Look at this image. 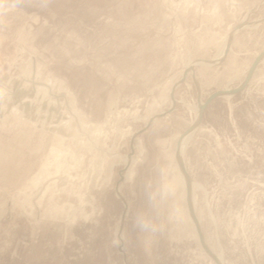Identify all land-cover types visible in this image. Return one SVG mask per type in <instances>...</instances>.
Instances as JSON below:
<instances>
[{
	"label": "rangeland",
	"instance_id": "1",
	"mask_svg": "<svg viewBox=\"0 0 264 264\" xmlns=\"http://www.w3.org/2000/svg\"><path fill=\"white\" fill-rule=\"evenodd\" d=\"M263 50L264 0H0V264H216L187 216L154 237L133 216L161 170L177 182L190 109ZM197 124L183 163L205 244L264 264V57Z\"/></svg>",
	"mask_w": 264,
	"mask_h": 264
},
{
	"label": "clouds",
	"instance_id": "2",
	"mask_svg": "<svg viewBox=\"0 0 264 264\" xmlns=\"http://www.w3.org/2000/svg\"><path fill=\"white\" fill-rule=\"evenodd\" d=\"M178 183L161 170L159 178L145 184V206L133 216V225L146 237L163 233L167 226L180 221L182 210L175 205ZM119 243V241H116Z\"/></svg>",
	"mask_w": 264,
	"mask_h": 264
},
{
	"label": "bare ground",
	"instance_id": "3",
	"mask_svg": "<svg viewBox=\"0 0 264 264\" xmlns=\"http://www.w3.org/2000/svg\"><path fill=\"white\" fill-rule=\"evenodd\" d=\"M229 34L226 36V38H223L224 40H223V42H222V44L221 45H219V49H218V52H217V54H216V56H215V60H221L222 61V59H225L226 58V56L228 55V53H229V49H230V47H231V38H229ZM225 37V36H224ZM229 38V42H230V46H229V48H228V51H227V53H225V46H226V40ZM227 41V42H228ZM226 43V44H225ZM264 57V56H263ZM197 62H204L203 64H205V63H210V61H207V60H197L196 62H194L193 64H195V63H197ZM191 63V61H190V59H189V61L187 62V64H190ZM186 66V65H185ZM246 76V75H245ZM242 77V76H241ZM175 83V82H174ZM173 83V84H174ZM173 84H172V86H173ZM171 86V87H172ZM170 90V89H169ZM169 93V92H168ZM223 95H225V96H229L230 94H227V93H225V94H223ZM169 99H170V104H171V97H170V93L167 95V98H166V100L167 101H169ZM200 104L201 103H199L198 105H194V107H193V109H190L191 110V112H193L192 114H195V119L197 120L198 118H199V107H200ZM168 114V113H167ZM154 116V115H153ZM194 116V115H193ZM149 118V117H148ZM147 118V119H148ZM146 119V120H147ZM193 119H194V117H193ZM192 122H194V120L192 121ZM198 124H196V125H193V127H192V129L191 130H193L196 126H197ZM83 126V125H82ZM98 128H100V127H98ZM97 129V128H96ZM191 130H189L188 132H186V133H183V134H181V138H180V140H179V146H178V148L175 150V155H177V163H178V166H177V164L176 165H174L175 166V169H176V179H177V183H178V185H179V190H180V196L182 197V201H183V205H182V207H183V210H182V207H180L181 208V210H182V216L183 215H185V217L187 216V219H188V221H189V223H190V226H192L193 227V223L192 222H194V220L192 221V219L193 218H191L190 216V218L188 217V214H187V210H186V206H185V204H184V201L186 200V195H187V207H188V202L190 203V199H191V204H192V206H193V208L195 207V204H196V191L198 190L199 191V189L201 188V186L194 180V179H189L190 177H189V174H188V172H187V170L185 169V166H184V163H185V158L183 157V152L185 151V147H186V143L188 142V140L192 137V132H190ZM94 132V134L95 133H97L98 134V132H99V130H95V131H93ZM190 132V133H189ZM188 133V134H187ZM122 134V133H121ZM186 134V135H185ZM183 135H185L184 137H183ZM138 147H139V153H138V155H136V157H133V158H131V159H129V160H127V159H124V162L126 163V165H128L127 167H128V169H127V173H126V175H125V178L126 179H128V178H131L132 177V175H133V170H132V167H133V165L139 160V157H140V150H141V146H140V144H139V142H138ZM52 151H50V153H51ZM53 154V153H52ZM64 154V153H63ZM172 155V157H174L173 155V153L171 154ZM183 160H184V163H183ZM174 170V169H173ZM174 177H175V175H174ZM190 188H191V190H190ZM197 191V192H198ZM191 195V196H190ZM191 197V198H190ZM181 203V202H180ZM190 204V205H191ZM178 207V206H177ZM188 210H189V207H188ZM190 212V211H189ZM194 214V213H193ZM190 215H191V212H190ZM194 216H195V214H194ZM185 217H183V218H185ZM198 217V219L200 220V217L199 216H197ZM182 218V219H183ZM195 219H196V221H197V218L195 217ZM181 221H183V220H181ZM177 223V222H176ZM186 223V222H185ZM195 223V222H194ZM197 223H198V221H197ZM175 224V223H174ZM182 224V223H181ZM185 226V225H184ZM200 226V225H199ZM191 228V227H190ZM176 229V228H175ZM201 229V228H200ZM197 230V229H196ZM181 232H184L183 231V229H182V225H180V223H179V221H178V224H177V230H176V233L177 234H181ZM201 232H202V230H201ZM197 234H198V232H197ZM193 236L196 238V232H195V230H193ZM197 236H199V234L197 235ZM197 241H198V239H197ZM199 242H200V244H201V246H202V248L205 250V252L207 253V254H209L210 256H211V258L215 261V263L216 264H220V263H223L224 261H223V256H222V252H221V250L220 251H218L217 253H216V257L214 256V254L209 250V248L206 246V244H205V241H204V238H203V233H202V240H200V236H199ZM202 244H204V246L206 247V249L203 247V245ZM207 249L209 250V251H207ZM218 259V260H217ZM220 263H219V262ZM224 264V263H223Z\"/></svg>",
	"mask_w": 264,
	"mask_h": 264
},
{
	"label": "water",
	"instance_id": "4",
	"mask_svg": "<svg viewBox=\"0 0 264 264\" xmlns=\"http://www.w3.org/2000/svg\"><path fill=\"white\" fill-rule=\"evenodd\" d=\"M239 27H241V26H239ZM239 27H237L236 29H238ZM229 46H230V42L228 41L227 44H226V46H225V53H227ZM263 56H264V50H263L262 52H260L259 54H257V56L253 59L252 63L250 64V66H249V68H248V70H247L246 76L244 77V79L242 80V82H241L238 86H236V87L233 88V89H220V90H217V91L211 93V94H210V95H209V96H208L203 102H201L200 107H199V118H198L197 120H195V122L192 123V125H191L187 130H185L183 133H186V132H188L189 130H191L192 127H193V125H196V124L199 122V120H200V118H201V114H202L204 108L207 106V104H208V103H209L214 97L219 96V95H223V94H225V93H227V94H233V93H236V92L239 91V90H242V89L246 86V84L248 83L249 79L251 78L252 73H253V70L255 69V66L257 65L258 61H259ZM222 60H223V59H222ZM207 61H210V62H211V60H207ZM212 63H214V62H212ZM193 65H194V64H193ZM193 65H188V66L183 70V74H182L181 81L184 80V78H185L186 74L188 73V71H191V70H192V66H193ZM176 85H177V83L173 84V86L171 87V90H170L171 106H170L169 110H171L172 107H173V105H174V101H175V100H174L173 92H174V89H175ZM164 113H166V112H164ZM153 118H155V117H152V118L150 119V121H151ZM180 136H181V135H180ZM180 136L178 137V139H177V141H176V149H177L178 146H179V138H180ZM177 155H178V154H177ZM188 207H189V211L191 212V216H192V218H193V220H194V222H195V226H196L197 232H198V234H199V236H200V240H202V232H201L200 226H199V224L197 223V221H196V219H195V216H194V214H193V211H192V209H191V205H190L189 202H188ZM202 245H203V247L206 249V247L204 246V244H202ZM207 251H209V250L207 249Z\"/></svg>",
	"mask_w": 264,
	"mask_h": 264
}]
</instances>
